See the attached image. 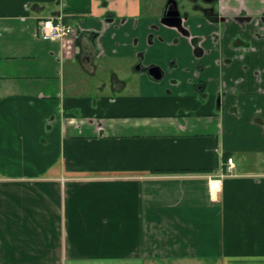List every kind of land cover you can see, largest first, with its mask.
Instances as JSON below:
<instances>
[{"label": "crops", "instance_id": "1", "mask_svg": "<svg viewBox=\"0 0 264 264\" xmlns=\"http://www.w3.org/2000/svg\"><path fill=\"white\" fill-rule=\"evenodd\" d=\"M163 3L0 0V264H264V37Z\"/></svg>", "mask_w": 264, "mask_h": 264}, {"label": "flooded vegetation", "instance_id": "2", "mask_svg": "<svg viewBox=\"0 0 264 264\" xmlns=\"http://www.w3.org/2000/svg\"><path fill=\"white\" fill-rule=\"evenodd\" d=\"M247 7L242 0H164L160 23L166 27L175 28L184 36H191L194 28L205 29L208 24L217 26L213 27L215 33L237 26L242 34L233 39V45L240 51L236 55L243 57L244 53L250 51L248 49L253 46L247 38L248 34L252 33L257 39L264 37V10L254 15L248 12ZM214 37L216 40L219 39L217 34ZM198 38L201 41L204 40L203 36ZM201 41L198 43L201 44ZM253 50L256 49L253 47ZM156 67L158 66L155 64L139 66L141 69L147 68V71ZM164 73L165 71L162 70V76Z\"/></svg>", "mask_w": 264, "mask_h": 264}, {"label": "built area", "instance_id": "3", "mask_svg": "<svg viewBox=\"0 0 264 264\" xmlns=\"http://www.w3.org/2000/svg\"><path fill=\"white\" fill-rule=\"evenodd\" d=\"M40 36L44 39H61L65 36L76 35L77 29L74 25L65 22L64 16L59 14L58 16H52L44 18L40 21ZM233 167V158H228L227 170ZM227 174L226 171H222L219 175L213 176L210 179V194L214 197L220 192L221 189V178Z\"/></svg>", "mask_w": 264, "mask_h": 264}, {"label": "water", "instance_id": "4", "mask_svg": "<svg viewBox=\"0 0 264 264\" xmlns=\"http://www.w3.org/2000/svg\"><path fill=\"white\" fill-rule=\"evenodd\" d=\"M148 71L155 79H160L162 77V70H160L158 67L151 68Z\"/></svg>", "mask_w": 264, "mask_h": 264}, {"label": "rangeland", "instance_id": "5", "mask_svg": "<svg viewBox=\"0 0 264 264\" xmlns=\"http://www.w3.org/2000/svg\"><path fill=\"white\" fill-rule=\"evenodd\" d=\"M163 1V0H162ZM156 2H157V0H156ZM255 3V2H254ZM241 160L243 161V163H244V165L246 166V167H249V166H251V165H253L254 163L253 162H251V160H244L243 158H241Z\"/></svg>", "mask_w": 264, "mask_h": 264}]
</instances>
